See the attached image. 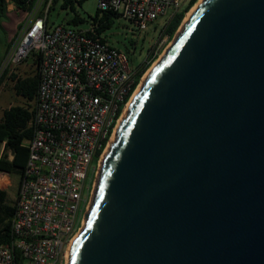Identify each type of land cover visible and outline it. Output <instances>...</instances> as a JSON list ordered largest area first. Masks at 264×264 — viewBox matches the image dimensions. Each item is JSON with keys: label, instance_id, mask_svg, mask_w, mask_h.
<instances>
[{"label": "water", "instance_id": "obj_1", "mask_svg": "<svg viewBox=\"0 0 264 264\" xmlns=\"http://www.w3.org/2000/svg\"><path fill=\"white\" fill-rule=\"evenodd\" d=\"M69 264H264V0H204L104 155Z\"/></svg>", "mask_w": 264, "mask_h": 264}, {"label": "built area", "instance_id": "obj_2", "mask_svg": "<svg viewBox=\"0 0 264 264\" xmlns=\"http://www.w3.org/2000/svg\"><path fill=\"white\" fill-rule=\"evenodd\" d=\"M54 1L28 0L31 9H19L21 28L0 66L1 78L6 70L41 57L33 137L24 143L29 158L19 179L12 242L0 245V264H68L104 155L159 56L156 43L147 59L152 53L157 58L139 77L147 59L133 67L103 33L98 38L100 20L111 15L146 31L173 10L170 22L193 0H99L87 30L50 25ZM82 1L73 0L75 5ZM11 182L10 174L0 171V190Z\"/></svg>", "mask_w": 264, "mask_h": 264}, {"label": "trees", "instance_id": "obj_3", "mask_svg": "<svg viewBox=\"0 0 264 264\" xmlns=\"http://www.w3.org/2000/svg\"><path fill=\"white\" fill-rule=\"evenodd\" d=\"M17 9L30 10L31 4L28 0H10ZM62 0H55L54 6ZM87 1L83 0L79 6ZM198 0H193L190 6L182 13L175 15L169 24L166 26L162 37L167 36L170 40L174 38L178 29L182 25L186 13L194 6ZM8 1L0 0V16H4L7 12ZM71 8L74 10L75 3L73 0H64L62 9ZM97 15V14H96ZM98 20V19H96ZM85 21L75 16L68 23L74 27L79 26ZM115 22L111 15H105L100 20V25L97 30V36L109 30ZM21 28V26H20ZM161 37V39H162ZM10 48V46H9ZM8 48V49H9ZM157 57L152 53L143 65L139 77H141L156 60ZM35 72L26 78H22L16 74H12L11 80L15 83V91L17 96L22 97L28 102L27 106H14L6 109L3 114V119L0 122V146H4L2 156L0 157V171L7 172L10 175L14 174L19 177L23 176L26 164L29 158V150L25 146V141L32 139L33 129L31 123L34 116V108L36 96L40 83V65L41 57L36 56L33 60ZM9 70H6L1 78L0 84L7 78ZM10 154L13 158L10 159ZM16 207L8 204L7 194L0 190V245L10 244L12 242V218L14 216Z\"/></svg>", "mask_w": 264, "mask_h": 264}, {"label": "rangeland", "instance_id": "obj_4", "mask_svg": "<svg viewBox=\"0 0 264 264\" xmlns=\"http://www.w3.org/2000/svg\"><path fill=\"white\" fill-rule=\"evenodd\" d=\"M99 0H87L82 6L75 5L74 10L71 8L62 9L63 2H60L53 6L49 14V23L52 26L66 25L73 27L68 22L75 16L81 17L85 22L78 26L79 29H89L93 17L96 15ZM199 2V1H198ZM197 2V3H198ZM196 3V4H197ZM194 7V6H193ZM192 7V8H193ZM192 8L187 12L189 13ZM19 9H15V12ZM173 14V10H170L165 17L160 18L155 24L151 25L146 31L139 30L131 22L124 19H116L113 26L103 33L107 42L116 49L124 52L130 58L133 67L141 66L148 57L150 49L156 44L159 52V56L155 62H158L160 58L165 54L168 47H170L177 35L181 32L185 19L178 29L173 39H169L167 36L162 37V34ZM21 15V13L19 14ZM17 17H20V16ZM12 28V27H11ZM20 29L19 25L17 32ZM162 37V39H161ZM7 35L5 29L0 26V58L7 43ZM156 64V63H155ZM7 78L0 84V122L3 119V114L6 109L14 106H27L28 102L22 97L17 96L15 91V83L11 80L12 74H16L22 78L31 76L35 72V66L33 61L29 59L21 67H14L9 70ZM3 153V146H0V157ZM11 186L5 190L8 204L14 206L16 204L18 196L19 177L17 175H10Z\"/></svg>", "mask_w": 264, "mask_h": 264}, {"label": "crops", "instance_id": "obj_5", "mask_svg": "<svg viewBox=\"0 0 264 264\" xmlns=\"http://www.w3.org/2000/svg\"><path fill=\"white\" fill-rule=\"evenodd\" d=\"M7 1H8L7 12L4 16H0V26H2L3 29H5L6 35L8 37L6 47L4 48L2 55H1V58H0V66L4 60V57L8 51L9 46L11 45L13 39L15 38V36L17 34L18 25L20 27L22 20H23V17L19 15V12L18 11L15 12V9H16L15 5L12 4L10 0H7ZM18 15L20 17H17ZM22 65H20L18 67H21ZM3 148H4V146H3ZM12 158H13V156H12V154H10V159H12Z\"/></svg>", "mask_w": 264, "mask_h": 264}, {"label": "bare ground", "instance_id": "obj_6", "mask_svg": "<svg viewBox=\"0 0 264 264\" xmlns=\"http://www.w3.org/2000/svg\"><path fill=\"white\" fill-rule=\"evenodd\" d=\"M204 0H200L193 8H192V10L189 12V13H187V16H186V19H185V22L189 19V17L192 15V13L195 11V9L199 6V4L201 3V2H203ZM169 48V47H168ZM148 74L149 73H147L146 74V76H145V78H144V81H143V84H144V82H145V80H146V77L148 76ZM143 84L141 85V88H142V86H143ZM141 88L138 90V92L141 90ZM137 92V93H138ZM130 106V105H129ZM108 152V151H107ZM69 260V259H68ZM68 264H69V261H68Z\"/></svg>", "mask_w": 264, "mask_h": 264}]
</instances>
